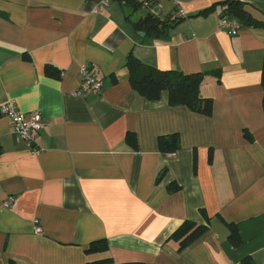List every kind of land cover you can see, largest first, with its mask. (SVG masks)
I'll return each instance as SVG.
<instances>
[{"label":"crops","instance_id":"1","mask_svg":"<svg viewBox=\"0 0 264 264\" xmlns=\"http://www.w3.org/2000/svg\"><path fill=\"white\" fill-rule=\"evenodd\" d=\"M176 1L188 18L155 36L138 32L146 14L127 0H0V106L45 122L34 154L0 113V199L16 198L0 204V264H264V28L232 37L222 7L190 18L225 0ZM242 2L264 23V0ZM130 55L214 72L201 87L212 116L172 107L167 92L140 96ZM83 66L103 80L101 95H77ZM172 135L180 149L165 154L159 139ZM186 221L208 229L180 251L171 237ZM97 241L107 250L87 253Z\"/></svg>","mask_w":264,"mask_h":264},{"label":"trees","instance_id":"2","mask_svg":"<svg viewBox=\"0 0 264 264\" xmlns=\"http://www.w3.org/2000/svg\"><path fill=\"white\" fill-rule=\"evenodd\" d=\"M137 12L143 8L139 0H127ZM242 0H225L217 3L207 9H204L197 14L190 16V18L208 17L214 13L217 7H222L221 19L223 17H230L238 20L242 28H264V23L256 20L245 7ZM176 11V10H175ZM188 17L174 18V16H167L161 19L158 14L147 13L139 22L135 23V28L139 33H147L155 36H160L167 33L170 29L187 19ZM126 66L130 71V82L132 88L143 98L157 101L161 99L164 92L169 93L170 105L172 107H186L190 111L211 117L213 114V100L209 97H204L201 93V87L205 78L212 72H204L197 74H185L181 71H163L156 67L143 64L133 55L127 59ZM51 68H47V73L50 74ZM214 73V72H213ZM212 73V74H213ZM221 71L215 72V75H220ZM261 85L264 90V60L261 74ZM264 106V103H263ZM249 138L248 135H246ZM131 138L129 134L128 140ZM180 140L178 135L161 137L159 139V146L163 153L174 154L180 149ZM176 188V187H175ZM231 228L230 239L232 243L239 247L242 245V240L239 235L238 228L234 225H229ZM208 226L199 225L191 221H186L171 237L179 243V250L183 251L199 238H201L207 231ZM108 246L105 241H97L90 245L87 253H97L107 250ZM247 264H252L245 260ZM89 264H114L111 261H101ZM140 264V263H130Z\"/></svg>","mask_w":264,"mask_h":264},{"label":"built area","instance_id":"3","mask_svg":"<svg viewBox=\"0 0 264 264\" xmlns=\"http://www.w3.org/2000/svg\"><path fill=\"white\" fill-rule=\"evenodd\" d=\"M114 1L116 0H102L101 6L107 8ZM141 3L143 9L148 11V13L156 14V8L151 0H142ZM177 8L178 9L175 12L176 18L186 17L180 4H177ZM220 27L232 37L238 36L242 30L241 23L230 17H223L220 20ZM80 74L82 81L79 90L77 91V95L82 98L90 95H101L104 83L103 80L98 78L96 72L88 66H83L80 70ZM0 113L10 120L14 134L27 143L32 153L39 154L42 152V149L37 146L38 135L45 128V122L40 113H23L12 102L1 105ZM15 202L16 198L12 196L8 197L6 200L0 199V204L7 209H12ZM34 230L38 235L43 233V228L38 220L34 221Z\"/></svg>","mask_w":264,"mask_h":264},{"label":"rangeland","instance_id":"4","mask_svg":"<svg viewBox=\"0 0 264 264\" xmlns=\"http://www.w3.org/2000/svg\"><path fill=\"white\" fill-rule=\"evenodd\" d=\"M162 5H163V9L160 11V13L158 14L159 17L163 18L165 15L169 14L170 12H175V9L177 8V1L176 0H159ZM181 1V0H179ZM148 11H143L142 9L139 10L138 13H136L135 17L139 18L142 15L147 14Z\"/></svg>","mask_w":264,"mask_h":264},{"label":"water","instance_id":"5","mask_svg":"<svg viewBox=\"0 0 264 264\" xmlns=\"http://www.w3.org/2000/svg\"><path fill=\"white\" fill-rule=\"evenodd\" d=\"M158 11H159V9L156 8V9H155V13H157Z\"/></svg>","mask_w":264,"mask_h":264}]
</instances>
